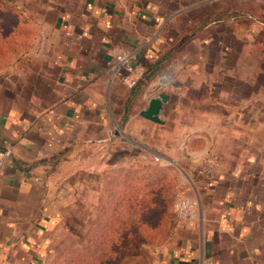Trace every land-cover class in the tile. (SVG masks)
Masks as SVG:
<instances>
[{"label":"crops","instance_id":"crops-1","mask_svg":"<svg viewBox=\"0 0 264 264\" xmlns=\"http://www.w3.org/2000/svg\"><path fill=\"white\" fill-rule=\"evenodd\" d=\"M51 3L44 53L0 67V149L11 148L0 172V264H46L70 245L80 195L156 155L186 174L198 201L165 264H264V153L251 133V99L200 70L168 75L171 64L190 65L171 61L128 100L116 52L136 54L144 72L171 40L161 37L165 15L139 0ZM159 92L168 98L156 122L140 112ZM209 154L222 161L205 176L198 169Z\"/></svg>","mask_w":264,"mask_h":264},{"label":"rangeland","instance_id":"rangeland-1","mask_svg":"<svg viewBox=\"0 0 264 264\" xmlns=\"http://www.w3.org/2000/svg\"><path fill=\"white\" fill-rule=\"evenodd\" d=\"M139 1L150 14L166 17L159 22L165 32L161 37L171 40L161 54L184 34L190 36L173 56V64L190 65L171 64L166 74L200 70L201 75L215 76L222 89L235 90L238 99H251L256 107L251 133L264 153V0ZM235 12L241 16L233 18ZM54 15L51 0H0V67L21 53L32 54L42 38L46 42V26ZM147 166L139 179H132L135 168L114 169L102 188L80 195L81 204L72 211L76 221L70 245L50 255L46 264L170 262L168 253L182 222L174 201L191 190L186 174L174 165ZM122 173L125 178H119ZM108 187L119 195H106Z\"/></svg>","mask_w":264,"mask_h":264},{"label":"built area","instance_id":"built-area-1","mask_svg":"<svg viewBox=\"0 0 264 264\" xmlns=\"http://www.w3.org/2000/svg\"><path fill=\"white\" fill-rule=\"evenodd\" d=\"M45 39H41L33 48V54L35 56H40L45 50ZM114 70L120 68L125 69V74L122 77V81L128 87L134 86L143 76V69L137 66V56L132 52H127L122 49H118L115 56ZM11 154V148L0 149V172L4 166L6 159ZM156 163H161L160 156L156 155L154 157ZM222 158L216 154H209L204 158V162L198 169V173L202 175H210L215 168V166L220 165ZM174 211L181 221H191L195 220L198 216V201L195 197L179 194L174 201Z\"/></svg>","mask_w":264,"mask_h":264},{"label":"trees","instance_id":"trees-1","mask_svg":"<svg viewBox=\"0 0 264 264\" xmlns=\"http://www.w3.org/2000/svg\"><path fill=\"white\" fill-rule=\"evenodd\" d=\"M241 15L238 12L233 13V18H239ZM190 39V36L188 34H184V36L176 43H173L170 45V47L164 51L161 56L157 59L155 62H148L144 64V72L142 78L131 87L129 92V98L128 100L133 99L144 87V85L152 78L154 77L160 70H162L168 63L173 61V56L179 48L181 47ZM148 166L142 167V168H135L132 170V179H139L141 177V172L145 170ZM125 174L122 173V175L119 178H125ZM118 177V176H117ZM106 195H119L118 191L108 187L105 190ZM117 202L114 201V204ZM102 208V207H101ZM114 210V208H112ZM102 211H105L102 209ZM107 211V210H106Z\"/></svg>","mask_w":264,"mask_h":264},{"label":"water","instance_id":"water-1","mask_svg":"<svg viewBox=\"0 0 264 264\" xmlns=\"http://www.w3.org/2000/svg\"><path fill=\"white\" fill-rule=\"evenodd\" d=\"M168 95L165 92H159L151 97L148 101L146 108H144L140 115L152 121H159L158 113L163 105L167 102Z\"/></svg>","mask_w":264,"mask_h":264}]
</instances>
